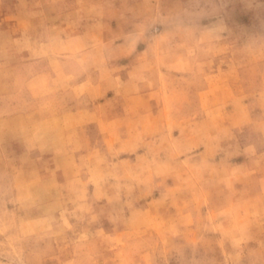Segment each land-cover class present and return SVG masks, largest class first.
Segmentation results:
<instances>
[{"label":"rangeland","instance_id":"1","mask_svg":"<svg viewBox=\"0 0 264 264\" xmlns=\"http://www.w3.org/2000/svg\"><path fill=\"white\" fill-rule=\"evenodd\" d=\"M264 264V0H0V264Z\"/></svg>","mask_w":264,"mask_h":264},{"label":"clouds","instance_id":"2","mask_svg":"<svg viewBox=\"0 0 264 264\" xmlns=\"http://www.w3.org/2000/svg\"><path fill=\"white\" fill-rule=\"evenodd\" d=\"M10 264H11V261H10Z\"/></svg>","mask_w":264,"mask_h":264}]
</instances>
